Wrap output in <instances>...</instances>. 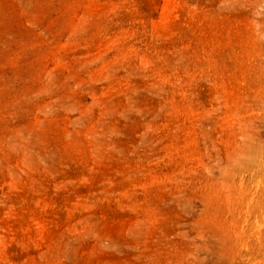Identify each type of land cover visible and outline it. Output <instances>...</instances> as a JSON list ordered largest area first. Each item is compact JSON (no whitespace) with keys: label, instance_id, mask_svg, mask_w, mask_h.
Listing matches in <instances>:
<instances>
[{"label":"rangeland","instance_id":"1","mask_svg":"<svg viewBox=\"0 0 264 264\" xmlns=\"http://www.w3.org/2000/svg\"><path fill=\"white\" fill-rule=\"evenodd\" d=\"M0 264H264V0H0Z\"/></svg>","mask_w":264,"mask_h":264}]
</instances>
